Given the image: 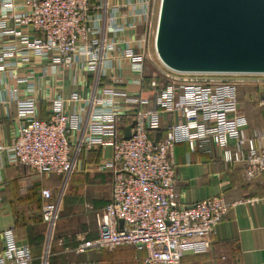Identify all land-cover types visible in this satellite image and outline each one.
I'll return each instance as SVG.
<instances>
[{"label":"built area","instance_id":"2783aa9c","mask_svg":"<svg viewBox=\"0 0 264 264\" xmlns=\"http://www.w3.org/2000/svg\"><path fill=\"white\" fill-rule=\"evenodd\" d=\"M143 5L144 12L132 10L122 14L124 23L118 17L121 7L113 6L108 27V33L117 36L127 29H137L144 20L142 35L128 43L121 55L122 62L138 76L136 83L140 86L152 59L148 50L152 40L155 50L158 19L157 14L156 21L152 20L153 0H143ZM107 8L108 4L102 6L92 0H0V41L3 42L0 68L6 70L20 63L31 64L33 59L54 57L63 66H69L82 57L87 71L96 72L112 61L111 55L119 46L115 40L99 37L104 18L101 11ZM126 18L132 20L126 22ZM6 38L11 40L7 42ZM160 64L163 68L157 72L172 84L157 91V82L152 80L155 110L142 108L149 100L141 94L109 89L101 98L90 100L77 93L70 100L57 97L51 104V119L42 121L38 118L36 101H18L19 125L14 142L0 146V185L4 182L2 154L10 165L28 167L41 176L62 177L57 194L51 189L41 190L47 238L41 264L49 262L63 200L72 176L82 166L80 154L84 150L112 148V190L107 206L97 214L98 237L87 239L78 235L77 247L66 249L77 255L101 250L113 252L118 247L129 246L146 253L145 264H180L188 251L210 250L217 226L235 204L228 203L223 196L193 205L180 203L175 161L178 144L187 143L192 153L202 149L212 153L203 145L209 141L222 152L226 163L244 165L247 181L260 179L264 183V130L248 135L249 121L241 111L238 82L183 78L228 75H184ZM67 101L91 106L86 133L75 144L70 136L81 129L82 120L65 113ZM161 113L176 121L166 137L157 142L149 133L161 129ZM123 118L128 121L125 128ZM178 119L183 123L179 124ZM127 127H131L130 139L124 138ZM97 169L103 171L105 166ZM2 241L0 264H32L31 250L18 244L15 230L4 231Z\"/></svg>","mask_w":264,"mask_h":264},{"label":"crops","instance_id":"0c3cea01","mask_svg":"<svg viewBox=\"0 0 264 264\" xmlns=\"http://www.w3.org/2000/svg\"><path fill=\"white\" fill-rule=\"evenodd\" d=\"M153 0L152 20L156 21L157 8ZM94 4L106 5L102 9L104 15L101 21L102 33L100 38L119 42L117 50L111 55L110 63L99 67L90 73L85 67V60L78 57L72 65L63 66L58 57L50 60L33 59L31 64H18L6 70L0 68V146H9L14 142L18 131L17 103L20 100H34L37 102L38 118L42 121L51 119V104L57 97L70 100L72 94H79L84 100L102 97L105 90L115 89L130 95L141 94L149 100L144 110H155V92L143 91L136 83L138 76L129 66L122 62V51L128 43L139 38L143 31V19L137 29H127L126 32L115 36L108 33L111 8L119 6L118 14L121 22L122 14H129L135 10L144 12L143 0H92ZM126 22L131 18H126ZM12 27L13 24H12ZM7 42L11 38H6ZM3 44L0 41V46ZM151 44V41L148 43ZM150 46V45H149ZM149 66V64H148ZM240 86L258 88L256 98H260L259 105L246 109L241 101V111L249 119L247 133L253 135L255 130H264V81L263 79H246L239 81ZM244 83V84H243ZM260 86V87H259ZM91 106L85 102H66L65 113L76 115L82 120L81 129L73 131L70 138L77 143L86 133L87 122ZM133 113H130V116ZM162 127L158 131H151L150 137L161 141L166 137L172 123L176 121L172 116L161 113ZM179 124L183 120L178 119ZM205 149L190 152L187 143L178 144L175 148L177 165L176 190L180 195L179 201L184 205H193L216 196H223L228 203L235 204L229 209L226 218L217 226L213 245L208 252L195 253L188 251L180 264H264V183L260 179L249 182L244 177V165H230L223 159L221 151L211 142L204 141ZM235 143H231L234 147ZM113 156L111 147L84 150L80 154L81 168L72 176L63 200L61 217H77L80 225L75 224L77 231L72 237L65 236L66 241L54 240L51 244L53 254H66L71 240L77 235H84L87 239L98 237L97 214L107 206L112 190V172L110 162ZM2 154L4 163V182L0 185V251L3 249L2 234L7 229L16 232L18 244L29 246L33 262L41 264V256L45 249L46 226L42 223L41 190H56L55 176H41L25 166L10 165ZM105 166V170H98V166ZM64 210V211H63ZM61 219V218H60ZM97 229L95 230V225ZM84 226L83 228H81ZM38 230L43 232V246L37 247L34 236ZM77 241V238H76ZM34 242V243H33ZM77 243V242H76ZM138 262L144 263L145 252H136ZM97 261L85 260V264H135L134 250L129 246L118 247L112 255L98 253ZM142 262V263H141ZM61 264V263H59ZM63 264V263H62Z\"/></svg>","mask_w":264,"mask_h":264},{"label":"water","instance_id":"95a60500","mask_svg":"<svg viewBox=\"0 0 264 264\" xmlns=\"http://www.w3.org/2000/svg\"><path fill=\"white\" fill-rule=\"evenodd\" d=\"M155 51L178 74L264 76V0H160Z\"/></svg>","mask_w":264,"mask_h":264},{"label":"trees","instance_id":"16d2710c","mask_svg":"<svg viewBox=\"0 0 264 264\" xmlns=\"http://www.w3.org/2000/svg\"><path fill=\"white\" fill-rule=\"evenodd\" d=\"M153 9V8H152ZM150 67L147 66L146 67V71H145V78H144V81H143V86H142V89L143 91L145 90H151V82L152 80H156L157 82V91H161L165 88H167L169 85L172 84V81L168 78H166L164 75L158 73V72H152L150 71L149 69ZM156 73V74H155ZM245 89H248V88H245ZM253 90H258V88H253ZM239 103L241 104V99H240V95H239ZM241 106V105H240ZM132 117V116H131ZM247 117V116H246ZM248 119V118H247ZM131 120H133V118H131ZM130 120V121H131ZM249 121V119H248ZM128 121H127V118H123L122 120V127L125 128L126 125H127ZM55 179H57V186H56V190L57 193H58V190L59 188L61 187V184H62V177L60 176H55ZM70 183V182H69ZM55 191H53L55 193ZM56 194V193H55ZM42 201V200H41ZM42 203V202H41ZM40 208H41V205H40ZM60 220H63L65 223L63 224V228L62 230L56 232V235H55V239L56 242L58 241H63L65 240L66 241V238L65 236L67 235H70L71 237L77 232L74 230L75 228V224H79L80 225V222L81 220L77 217H74V218H70L69 216L67 215H63V217L60 216ZM42 221V220H41ZM60 222V221H59ZM58 222V223H59ZM43 223V221H42ZM77 224V225H78ZM59 225V224H58ZM84 226H82L81 228H83ZM32 240H34L35 244L37 247H41L43 246V240H44V234L43 232L39 233L38 230H36L34 232V236H32L31 234L28 235ZM75 236V235H74ZM74 240H71V242H73ZM33 242V243H34ZM78 244V243H76ZM68 246L72 247L73 245H75V243H72V244H68ZM122 247V246H121ZM133 250H134V255H133V262L135 264H140V262H138V260L136 258H138L137 256V251L135 248L131 247ZM2 251V250H1ZM115 251V250H114ZM113 251V252H114ZM96 253H101V254H108L107 251H104V250H101V251H94ZM113 252H110V254L112 255ZM67 254V253H66ZM88 254V253H87ZM63 255V254H62ZM82 255H85V254H82ZM65 256V255H64ZM64 256L62 257H58V259L54 260V262L52 264H59V263H63V264H85V260H83L82 262L79 260L78 262H74V263H71V262H67L66 261V258H64ZM142 263V262H141ZM87 264H98L96 262H89Z\"/></svg>","mask_w":264,"mask_h":264},{"label":"rangeland","instance_id":"374dc122","mask_svg":"<svg viewBox=\"0 0 264 264\" xmlns=\"http://www.w3.org/2000/svg\"><path fill=\"white\" fill-rule=\"evenodd\" d=\"M155 6L157 8L156 11L158 13L159 6H160V0H157L155 2ZM148 50H149V53H150L151 58H152L150 61H148V64H149V67H150L149 68L150 71L157 72V71L161 70V67L163 68V66L160 64V62H159V60H158V58L156 56V53H155V50H154L153 40L151 41V44H150ZM183 78H190V79L191 78H193V79H195V78H197V79H199V78H201V79L207 78V79L224 80V81H231V82H239V81L246 82V79L252 78V79H263V81H264V77L263 76H260V77L229 76V75L228 76H214V77H211V76H209V77H202V76L188 77V76H185ZM245 88H247V87H242L238 83V91H239L240 99H241V101L243 103V108H242L243 110L248 108V107L253 108L256 105H259V103L261 102L260 98H256V94H255L256 90H253V87L248 88V89H245ZM55 193L57 194V191H55ZM59 221L60 222L58 223L59 225H57L56 232H57V230L58 231L62 230L63 224L65 223L63 220H59ZM94 225H95V230H96L97 229L96 224H94ZM55 235H56V233H55ZM77 236H76V238H77ZM76 238L73 239L74 240L73 243H75V245H73L72 248H75L78 245V244H76V242L78 243V240L76 241ZM108 253H110V252H108ZM98 255L99 254L96 253V252H90V253L85 254V255H77L76 253H74L72 251V252H67V254L60 255V257L64 256V258H66L67 262L74 263V262H78L79 260L82 262L83 260H87V259L93 260V261H97V259H99ZM58 257L59 256H56V255L53 254V249L50 248L48 264H52L54 262V260L58 259Z\"/></svg>","mask_w":264,"mask_h":264}]
</instances>
